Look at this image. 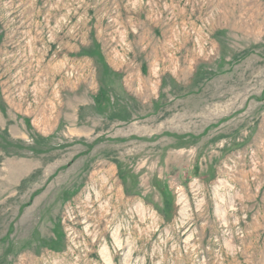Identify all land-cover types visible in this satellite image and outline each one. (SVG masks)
<instances>
[{
  "label": "rangeland",
  "instance_id": "374dc122",
  "mask_svg": "<svg viewBox=\"0 0 264 264\" xmlns=\"http://www.w3.org/2000/svg\"><path fill=\"white\" fill-rule=\"evenodd\" d=\"M0 264H264V0H0Z\"/></svg>",
  "mask_w": 264,
  "mask_h": 264
}]
</instances>
